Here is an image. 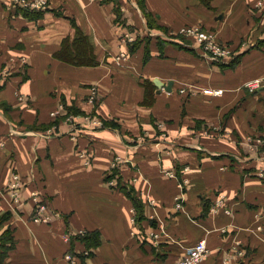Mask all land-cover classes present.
I'll return each mask as SVG.
<instances>
[{
  "label": "crops",
  "instance_id": "0c3cea01",
  "mask_svg": "<svg viewBox=\"0 0 264 264\" xmlns=\"http://www.w3.org/2000/svg\"><path fill=\"white\" fill-rule=\"evenodd\" d=\"M193 24L233 56L180 32ZM257 138L264 0H0L5 264H172L201 239L200 264H264Z\"/></svg>",
  "mask_w": 264,
  "mask_h": 264
},
{
  "label": "built area",
  "instance_id": "2783aa9c",
  "mask_svg": "<svg viewBox=\"0 0 264 264\" xmlns=\"http://www.w3.org/2000/svg\"><path fill=\"white\" fill-rule=\"evenodd\" d=\"M12 4L16 7V9H21L27 12L33 11H41L45 10L48 6L47 0H11ZM181 33L186 35L187 37L194 38L196 41V45H199L205 53H208L212 58L216 60H223L227 57H232V51L226 45H220L215 41L214 36L208 33H199L187 30L185 28L181 29ZM133 37L127 35L126 39ZM247 85L253 89L258 88L261 85V81L259 79L252 80L247 83ZM95 93V88L92 90ZM203 92L208 95H221L223 90H213L210 88L203 89ZM93 127L102 126V122L100 120H93ZM257 144H264V139L257 138ZM120 158H118L119 160ZM120 161V160H119ZM260 176H264V167L259 171ZM14 181L12 183V195L14 197V201L20 204L18 190L22 187V181L19 175L13 176ZM33 199L36 202L41 200L40 192H34L32 194ZM39 212L42 213L47 209L45 204H38ZM49 216L45 217V220L49 219ZM208 248L205 239L198 240L195 244H193L185 253H183L180 257H178L172 264H200L207 256ZM65 258L72 262L73 264H77V260L72 257L71 254L67 253Z\"/></svg>",
  "mask_w": 264,
  "mask_h": 264
},
{
  "label": "rangeland",
  "instance_id": "374dc122",
  "mask_svg": "<svg viewBox=\"0 0 264 264\" xmlns=\"http://www.w3.org/2000/svg\"><path fill=\"white\" fill-rule=\"evenodd\" d=\"M47 2H48V0H47ZM183 28H185V29H187V30H190V31L199 32V33H201V32H203V33H208V34H211V33H212V35H213L214 38H215V41H216L218 44H220V45H224L223 43L219 42L220 39H218V36L216 35L215 32H212V31H210V30L204 28V27L201 26V25H198V24L186 25V26H184ZM180 32H181V31H180ZM190 39H194V38H190ZM217 40H219V41H217ZM227 47H228V46H227ZM228 48H229V47H228ZM230 50H231V49H230ZM231 51H232V50H231Z\"/></svg>",
  "mask_w": 264,
  "mask_h": 264
},
{
  "label": "trees",
  "instance_id": "16d2710c",
  "mask_svg": "<svg viewBox=\"0 0 264 264\" xmlns=\"http://www.w3.org/2000/svg\"><path fill=\"white\" fill-rule=\"evenodd\" d=\"M128 194L130 195V196H132L133 198H134V200H136V198L134 197V195H132L131 193H130V191H128ZM137 201H135V204H136V206H137ZM83 239H86V241H87V239H88V237L86 236V237H84ZM4 254H5V252L3 251V249L1 248V245H0V264H5L4 263Z\"/></svg>",
  "mask_w": 264,
  "mask_h": 264
},
{
  "label": "water",
  "instance_id": "95a60500",
  "mask_svg": "<svg viewBox=\"0 0 264 264\" xmlns=\"http://www.w3.org/2000/svg\"><path fill=\"white\" fill-rule=\"evenodd\" d=\"M155 83H156L159 87H162V86H163L162 82H160V80H158V79L155 80ZM172 84H173L172 82H169V83L167 84L166 87H167L168 90L171 89Z\"/></svg>",
  "mask_w": 264,
  "mask_h": 264
}]
</instances>
